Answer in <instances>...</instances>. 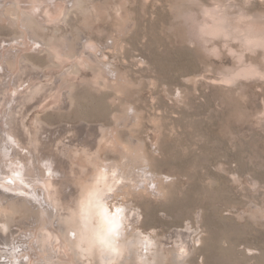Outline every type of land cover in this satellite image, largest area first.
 Here are the masks:
<instances>
[{
    "label": "rangeland",
    "instance_id": "374dc122",
    "mask_svg": "<svg viewBox=\"0 0 264 264\" xmlns=\"http://www.w3.org/2000/svg\"><path fill=\"white\" fill-rule=\"evenodd\" d=\"M0 264H264V0H0Z\"/></svg>",
    "mask_w": 264,
    "mask_h": 264
},
{
    "label": "bare ground",
    "instance_id": "6f19581e",
    "mask_svg": "<svg viewBox=\"0 0 264 264\" xmlns=\"http://www.w3.org/2000/svg\"><path fill=\"white\" fill-rule=\"evenodd\" d=\"M19 172L25 173V172H24V168L21 169ZM116 226H117V222H113V223H111V224L109 225L108 229L106 230V232H107V233L110 232L111 230H113V228L115 229Z\"/></svg>",
    "mask_w": 264,
    "mask_h": 264
}]
</instances>
